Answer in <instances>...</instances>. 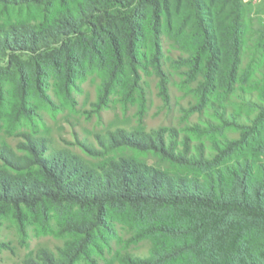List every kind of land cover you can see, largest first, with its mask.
Segmentation results:
<instances>
[{"label": "trees", "instance_id": "trees-1", "mask_svg": "<svg viewBox=\"0 0 264 264\" xmlns=\"http://www.w3.org/2000/svg\"><path fill=\"white\" fill-rule=\"evenodd\" d=\"M0 2L41 12L39 23L35 19L0 27V60L8 56L16 62L18 54H30L38 71L52 67L65 79L73 77L83 57L109 60L113 76L120 78L116 73L127 67L144 66L159 50L166 25H172L177 42L189 53L193 78L200 79L203 91L212 86L213 93L224 78L237 75L248 31L246 12L252 10L242 0ZM258 11L264 12V3ZM203 81L215 84L205 87ZM228 86L233 89L235 84ZM260 98L264 104V89ZM259 109L252 126L220 117L223 125L241 130L240 139L221 150L224 157L233 154L237 160L229 169L210 170L204 155L190 153L187 140L178 151L174 130L168 136L162 131H121L107 141L116 150L159 153L174 165L202 169V175L165 171L131 158L94 168L67 151H48L39 142L28 146L29 154L22 159L3 155L0 210H14L23 215L19 220L26 218V210L49 218L51 205L60 230L73 238L58 256L43 249L25 263L76 264L88 255L98 232L115 234L110 220L120 214L138 224L141 234L168 239L147 258L128 256L132 264H264V253L245 258L241 247L253 223L264 220V106ZM231 183H236L234 192L228 191ZM162 211L173 217L167 219Z\"/></svg>", "mask_w": 264, "mask_h": 264}, {"label": "rangeland", "instance_id": "rangeland-1", "mask_svg": "<svg viewBox=\"0 0 264 264\" xmlns=\"http://www.w3.org/2000/svg\"><path fill=\"white\" fill-rule=\"evenodd\" d=\"M246 15L248 31L237 75L224 78L214 93L207 83H215L203 81L208 88L203 91L200 79L193 78V69L187 64L189 53L177 42L172 25H166L159 50L144 66L127 67L121 73L124 75L116 73L120 78L113 76L109 60L98 63L83 57L81 65L74 67L73 77L65 79L52 67L40 66L42 71H38L36 57L30 54H18L16 62L15 58L2 57L0 164L5 166L3 155L17 159L28 156V146L39 142L48 151H67L94 168L111 160L131 158L165 171L202 175V169L174 165L159 153L116 150L107 143L111 134L121 131H162L168 136L167 131L174 130L176 149L183 150L187 140L190 153L204 155L211 163L210 170L236 166L233 154L224 157L221 150L239 140L241 130L223 125L220 117L252 126L259 106H264L260 98L264 89V20L249 9ZM35 19L41 21L40 11L8 8L0 2V27ZM230 84L235 87L231 89ZM259 165L261 162L256 167ZM235 184H228V191H236ZM48 210L49 218L26 210L24 220H19L23 215L18 216L14 210H0V264H26L43 249L58 256L60 249L73 240L60 230L51 205ZM161 213L167 219L173 217L171 212ZM110 222L115 234L98 232L88 255L76 264H132L128 256L147 258L156 246L168 243L165 237L141 234L139 225L125 215L114 214ZM241 247L242 257L260 258L264 253V220L253 223Z\"/></svg>", "mask_w": 264, "mask_h": 264}, {"label": "built area", "instance_id": "built-area-1", "mask_svg": "<svg viewBox=\"0 0 264 264\" xmlns=\"http://www.w3.org/2000/svg\"><path fill=\"white\" fill-rule=\"evenodd\" d=\"M245 3L252 9L254 16L264 20V12H259V6L264 3V0H245Z\"/></svg>", "mask_w": 264, "mask_h": 264}]
</instances>
